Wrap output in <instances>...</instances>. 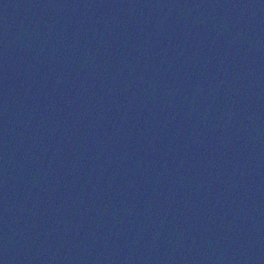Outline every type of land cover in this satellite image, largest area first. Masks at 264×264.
<instances>
[{
  "label": "water",
  "instance_id": "obj_1",
  "mask_svg": "<svg viewBox=\"0 0 264 264\" xmlns=\"http://www.w3.org/2000/svg\"><path fill=\"white\" fill-rule=\"evenodd\" d=\"M0 264H264V0H0Z\"/></svg>",
  "mask_w": 264,
  "mask_h": 264
}]
</instances>
